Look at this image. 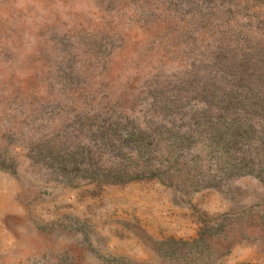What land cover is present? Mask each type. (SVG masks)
Segmentation results:
<instances>
[{
	"label": "rangeland",
	"instance_id": "rangeland-1",
	"mask_svg": "<svg viewBox=\"0 0 264 264\" xmlns=\"http://www.w3.org/2000/svg\"><path fill=\"white\" fill-rule=\"evenodd\" d=\"M188 1L201 4L0 0V264H264V187L252 178L184 194L156 178L57 172L41 153L78 146L102 167L128 156L102 129L156 120V82L187 69L189 38L215 33ZM223 1L231 21L264 33V3ZM201 236L198 254L189 243Z\"/></svg>",
	"mask_w": 264,
	"mask_h": 264
},
{
	"label": "trees",
	"instance_id": "trees-1",
	"mask_svg": "<svg viewBox=\"0 0 264 264\" xmlns=\"http://www.w3.org/2000/svg\"><path fill=\"white\" fill-rule=\"evenodd\" d=\"M208 1L187 4L194 20L215 33L208 41L189 38L187 69L167 83L156 82L152 116L157 119L144 125L111 122L102 129L104 146L118 154L125 149L128 156L102 167L91 154L83 163L78 146L48 143L41 153L54 170H81L96 183L156 178L184 194L228 189L241 177L264 187V33L231 21L235 5L212 0L208 8ZM261 218L264 224V213ZM189 244L202 254L206 239Z\"/></svg>",
	"mask_w": 264,
	"mask_h": 264
}]
</instances>
